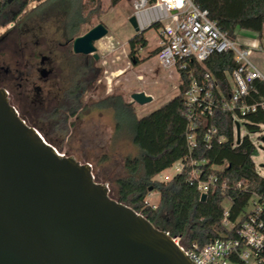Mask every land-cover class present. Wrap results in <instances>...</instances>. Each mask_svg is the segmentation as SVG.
<instances>
[{
  "label": "rangeland",
  "instance_id": "374dc122",
  "mask_svg": "<svg viewBox=\"0 0 264 264\" xmlns=\"http://www.w3.org/2000/svg\"><path fill=\"white\" fill-rule=\"evenodd\" d=\"M133 0H121L111 5L109 0H24L19 4H10L0 11V61L11 69H19L37 80L35 67H24V61L37 55L50 42H67L69 46L76 36L84 34L97 23H103L107 33L94 44L98 59H93L95 75L86 87L82 101L88 100L85 108L78 111V116L55 112L49 116L38 105L25 102L19 97L18 78L4 80L10 92L11 102L23 114L36 121L34 124L46 141L52 143L64 155L75 157L80 163H89L96 181L106 182L109 195L117 197L116 180L127 176L124 166L126 157L139 155L138 147L132 141V131L119 121L113 102L120 100L129 104L135 115L141 117L158 108L178 93L180 75L178 68H164L151 55L158 47V29L147 28L143 34L146 46L135 53L137 61L129 55L128 39L135 31L128 22L132 15ZM18 16V17H17ZM77 16V17H76ZM17 17L12 23L11 21ZM74 19L80 24L73 31L66 27ZM264 37V32L261 39ZM238 42L258 40L257 33L245 29L236 32ZM103 40V41H102ZM103 42V43H102ZM67 47H57L58 56L63 63V81L69 80L74 66H81L85 58L66 53ZM252 50V49H251ZM62 51V53H61ZM72 51V50H71ZM253 64H257L258 55H249ZM264 62V60H262ZM65 64V65H64ZM120 71L119 74L115 72ZM142 91L152 97L150 102L138 104L131 101L133 92ZM53 98L57 89L52 91ZM55 95V96H54ZM105 100V106L99 102ZM54 104V103H53ZM240 135L248 134L252 140L255 153L252 156L256 171L264 177V141L258 133H250L239 120ZM264 132V123L260 124ZM179 161L162 170L153 177L156 181H167L178 172ZM142 168L136 177L142 175ZM146 199L156 204L159 200L157 190H149ZM228 205V201H224ZM250 208V205L248 206ZM248 264H254L252 260Z\"/></svg>",
  "mask_w": 264,
  "mask_h": 264
},
{
  "label": "water",
  "instance_id": "95a60500",
  "mask_svg": "<svg viewBox=\"0 0 264 264\" xmlns=\"http://www.w3.org/2000/svg\"><path fill=\"white\" fill-rule=\"evenodd\" d=\"M128 22L138 33L133 15ZM106 33L97 23L73 39V52L97 58L93 43ZM151 99L131 94L138 104ZM235 131L238 143V122ZM0 264L195 263L168 232L111 198L89 163L60 153L27 125L0 88Z\"/></svg>",
  "mask_w": 264,
  "mask_h": 264
},
{
  "label": "trees",
  "instance_id": "16d2710c",
  "mask_svg": "<svg viewBox=\"0 0 264 264\" xmlns=\"http://www.w3.org/2000/svg\"><path fill=\"white\" fill-rule=\"evenodd\" d=\"M116 5L121 0H109ZM200 8L208 11V16L230 39H236V32L245 29L262 36L264 32V0H193ZM24 0H0V11L10 4L22 7ZM77 17V16H76ZM73 31L80 24L74 19ZM151 27L158 28V24ZM145 31L135 33L128 39L129 55L138 60L136 52L146 46ZM158 47L151 55H156ZM231 51L210 55L202 64L189 62L186 69H178L180 82L178 93L150 113L137 117L129 104L120 100L113 102L118 123L122 121L132 131V141L139 149V155L126 157L124 166L127 176L118 178L117 197L111 198L123 202L146 217L156 228L168 232L171 236H180L185 244L196 242L199 245L215 237L229 236L233 230L224 226L222 213L228 207V220L235 222L244 218L248 212L250 199L264 196V177L256 171L252 156L255 147L245 134L237 144L233 143V124L231 114L216 109L213 114L198 124L196 141L198 147L192 151L195 158H204L200 164L216 181L207 191L204 201L200 200L195 181L187 178V170L177 172L167 181H156L153 177L171 166L188 153L186 140L187 118L185 116L184 91L189 85L187 71L194 69L198 78L203 72L214 76L221 89L227 94L230 89L228 76L238 66ZM264 99V82H253L248 101ZM105 106V100L99 102ZM248 132L258 131V124L264 123V109L244 117ZM217 127L224 136L220 143L213 141L206 148L202 133L208 125ZM142 175L136 177L139 168ZM241 182L244 187L237 188ZM149 187L157 190L159 200L155 208L144 204ZM228 205H224V201ZM264 256V251L262 253ZM261 264H264V260Z\"/></svg>",
  "mask_w": 264,
  "mask_h": 264
},
{
  "label": "built area",
  "instance_id": "2783aa9c",
  "mask_svg": "<svg viewBox=\"0 0 264 264\" xmlns=\"http://www.w3.org/2000/svg\"><path fill=\"white\" fill-rule=\"evenodd\" d=\"M132 6L138 32L158 24L156 58L162 67L186 69L191 61L202 64L210 55L224 51H231L239 62L228 76L230 89L227 94L209 72L205 71L197 78L194 69L187 71L190 82L183 97L188 121V153L177 160V169L178 172L186 169L187 178L195 181L199 194H207L216 177L198 166L206 162L204 158L192 156V151L198 147V124L202 119L210 117L216 109L230 113L233 143L237 144L235 123L238 122L240 127L239 120L242 119L245 126V116L264 109V99L248 101L253 82H264V74L249 59L251 49L264 52V37L261 39L257 34L258 40L252 41L250 46L237 39H230L209 18L208 11L197 6L193 0H133ZM260 124L256 133L261 137L264 132L260 129ZM243 135H240V139ZM202 139L206 148H210L213 141L220 143L224 136L211 124L203 131ZM236 187L242 188L244 185L238 182ZM144 204L156 207V204L147 199ZM249 205L245 217L238 218L235 222L228 220V207L223 209V224L233 230V234L229 236L215 237L203 245L196 242L184 244L180 236H172L173 240L195 264H248L250 260L254 264H261L264 260V196L257 198L253 195Z\"/></svg>",
  "mask_w": 264,
  "mask_h": 264
},
{
  "label": "flooded vegetation",
  "instance_id": "af4514ba",
  "mask_svg": "<svg viewBox=\"0 0 264 264\" xmlns=\"http://www.w3.org/2000/svg\"><path fill=\"white\" fill-rule=\"evenodd\" d=\"M17 17H14L11 22L13 23ZM67 21L66 27L68 29L71 20L69 21L67 19ZM72 24L71 26H73ZM59 46L67 47L68 50H66V53H72L85 58L81 66L73 67L74 71L70 79L65 81H63L62 76L63 63L65 61L58 56L57 47ZM71 50L72 42L69 46H67V42H50L43 50L38 51L36 56L24 61V67L36 68L38 73L37 80L19 71L17 68L14 70L11 69L9 65H5L3 61H0V88L6 91L9 103L15 108L18 115L27 125L35 126L32 123H36V121L28 117L29 112L27 110H23L24 113L22 114L11 102L10 92L6 89L4 80L6 78H9V80L18 78L20 81L17 85L21 90L19 97L23 98L26 103L30 102L35 106L38 105L41 110L48 113L47 116L58 112L63 113L64 116L71 114L77 117L78 111L85 108L88 103V100L82 101L81 98L86 91L89 81L96 74L92 61L93 59H98V57L95 58L93 53H75ZM133 61L135 60L133 59ZM41 71L45 72V75H41ZM54 88L57 89V95H54L55 97L53 98L52 91Z\"/></svg>",
  "mask_w": 264,
  "mask_h": 264
},
{
  "label": "crops",
  "instance_id": "0c3cea01",
  "mask_svg": "<svg viewBox=\"0 0 264 264\" xmlns=\"http://www.w3.org/2000/svg\"><path fill=\"white\" fill-rule=\"evenodd\" d=\"M252 41H254V40H250L249 43H248V42H245V43H243V44L250 46ZM241 43H242V42H241ZM250 55H258V56H259V59H260V60L258 61L257 64L255 63V67H256L261 73L264 74V62L262 61V60H264V52H258V51H256V50H251ZM252 63H253V62H252Z\"/></svg>",
  "mask_w": 264,
  "mask_h": 264
},
{
  "label": "bare ground",
  "instance_id": "6f19581e",
  "mask_svg": "<svg viewBox=\"0 0 264 264\" xmlns=\"http://www.w3.org/2000/svg\"><path fill=\"white\" fill-rule=\"evenodd\" d=\"M100 41V40H99ZM103 41V40H102ZM103 43V42H102ZM120 73V71H117V72H115V74L117 75V74H119Z\"/></svg>",
  "mask_w": 264,
  "mask_h": 264
}]
</instances>
